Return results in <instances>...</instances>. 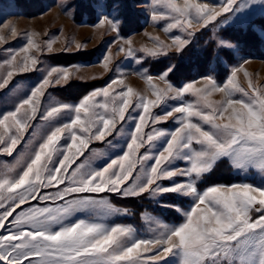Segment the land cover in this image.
<instances>
[{
  "label": "snow or ice",
  "instance_id": "6c2138e0",
  "mask_svg": "<svg viewBox=\"0 0 264 264\" xmlns=\"http://www.w3.org/2000/svg\"><path fill=\"white\" fill-rule=\"evenodd\" d=\"M165 7L167 12L153 11L152 19H170L165 32L182 29L188 36L193 35L188 31L193 22L205 28L227 14L245 15L251 23L257 7L264 15V0H224L219 7L189 0L180 6L166 0ZM100 24L114 31L119 27L108 15ZM173 41L177 51L189 42L180 36ZM212 41L219 49L234 46L220 35ZM29 47L39 49L31 35L25 53ZM143 51L156 54L150 49ZM127 54L132 55L131 47ZM104 60L107 70L110 57ZM38 63L37 58L27 57L16 67L23 73ZM170 71L159 77L165 81L163 89L152 84L151 75L145 77L155 99L135 93L131 87L114 88L117 79H113L74 105L57 101L43 106L46 90L66 83L72 75L68 68L52 67L15 110L0 115V155H13L41 110L39 119L48 128L21 170L7 164L0 170V264H264V85L249 79L246 90L233 69L223 85L207 76L203 87L187 83L175 88L167 82ZM12 75L9 71L0 76V89ZM213 92H222L224 99L211 102L208 97ZM188 93L196 100L173 106L163 115L153 111ZM137 111L138 116L131 114ZM65 116L68 119L58 123ZM169 118L179 126L174 130L156 127ZM129 122H134V128L127 134L125 149L108 137L120 136ZM96 141L122 154L96 168L91 159L104 153L91 149L92 157L78 163ZM161 141H165L162 148L153 151ZM221 160L237 174L257 173L261 183L212 185L199 190L197 181ZM176 161L188 166L172 167ZM176 176L187 179L167 187L160 183ZM103 193L125 198L175 193L191 197L194 203L190 210L168 205L182 213L183 221L172 226L157 223L153 235L143 238L132 225L105 222V217L126 214L127 209L115 207L100 195ZM26 204L29 206L21 208ZM79 213L90 218L73 220Z\"/></svg>",
  "mask_w": 264,
  "mask_h": 264
},
{
  "label": "rangeland",
  "instance_id": "374dc122",
  "mask_svg": "<svg viewBox=\"0 0 264 264\" xmlns=\"http://www.w3.org/2000/svg\"><path fill=\"white\" fill-rule=\"evenodd\" d=\"M165 2L166 0H0V76H6L9 71L13 74L5 88L0 89V115L15 110L52 67L68 68L72 75L66 83L46 90L42 97L44 106L57 101L74 105L76 102L66 98H76L82 92L88 91V94L106 87L113 79H117L114 88L126 90L131 87L135 93L155 99L154 90L149 87L145 77L151 75L152 84L163 89L165 81L159 77L168 69L171 71L168 72L167 82L175 88L183 87L187 83L193 84L194 88L203 87V78L207 76L215 79L218 85H223L233 69H237L236 79L246 90L249 79L256 85H264V15H260L258 7L254 10L251 23L245 15L225 14L205 28L193 22L188 29L193 35L188 36L182 29L165 32L164 28L171 22L170 19H152L153 11H168ZM172 2L183 6L186 0ZM189 2L211 3L219 7L224 0ZM105 15L113 16L119 22L118 30L114 31L107 24H100ZM29 35L39 45V49L29 47L25 53ZM217 35L231 40L233 48H217L212 41ZM176 36L189 41L180 51H177V45L173 41ZM130 47L131 56L127 54ZM143 49H150L156 54L151 55ZM105 56L110 57L107 70L104 67ZM27 57H35L39 63L34 69L20 73L16 66L23 65ZM188 60L190 63H187ZM5 61L12 63L9 65ZM235 96L239 98L240 94ZM208 99L213 103L219 102L224 99V94L213 92ZM195 100L196 97L188 93L182 99L168 100L153 111L156 115H163L173 106ZM131 114L138 116L139 112ZM66 119L68 116L58 123ZM177 126L178 123L169 118L156 127L174 130ZM133 128L134 122H129L125 124L122 133ZM47 131V126L38 117L13 155H0V170L5 164L16 166L17 171L21 170L23 161L31 155L33 148ZM0 132H3V128H0ZM33 132L36 133L35 137ZM164 143L165 141L159 142L157 149L153 151L162 148ZM185 166L188 165L184 161H176L172 165L176 168ZM220 168H225V171L221 172ZM186 179L176 176L172 180H161L160 183L167 187L173 183L185 182ZM244 182L261 183L257 173L247 176L237 174L226 160H221L211 172L197 181V187L203 191L212 185ZM51 190L53 189L47 191ZM101 195L106 196L115 207L127 209L126 214L105 217V222L132 225L137 236L143 238L153 235L157 223L172 226L183 221L182 213L168 205H178L183 210H190L194 203L191 197L175 193H164L156 197L143 194L126 198L116 194ZM255 195L258 196V193ZM31 203L45 206L37 201ZM28 206L26 204L21 208ZM80 218L90 217L86 213H79L73 220Z\"/></svg>",
  "mask_w": 264,
  "mask_h": 264
},
{
  "label": "crops",
  "instance_id": "0c3cea01",
  "mask_svg": "<svg viewBox=\"0 0 264 264\" xmlns=\"http://www.w3.org/2000/svg\"><path fill=\"white\" fill-rule=\"evenodd\" d=\"M80 99H78V100H80ZM78 100H73V101L77 103V102H79ZM42 114H43V111L41 110V114L39 113L37 118L33 122H35L38 119L39 115H42ZM127 130H128V132L121 133L120 136H116L115 134H113L112 136L108 137V139L112 140L113 144L119 145L121 148L126 149V142H127V139L129 138L127 134L131 131L130 129H127ZM91 149L97 150L98 153H104V155H97L95 158L91 159V161H90L92 166H95L97 168L104 167L105 164L107 162H109L110 157L114 158L116 155L122 154V151L114 150L107 143L96 141L90 145L89 150H86L83 156L79 157L77 162L78 163H84L86 159H88L89 157H92L93 154L91 152ZM47 190H50V189H47ZM103 194H105V193H103ZM107 194L112 195L114 193H107ZM40 203H43V202H40ZM23 206H25V205H23ZM23 206H21V207H23Z\"/></svg>",
  "mask_w": 264,
  "mask_h": 264
},
{
  "label": "trees",
  "instance_id": "16d2710c",
  "mask_svg": "<svg viewBox=\"0 0 264 264\" xmlns=\"http://www.w3.org/2000/svg\"><path fill=\"white\" fill-rule=\"evenodd\" d=\"M201 57H203V56H201ZM194 61H195V59L192 60V62H193L194 65H195V62H194ZM199 61H200V60H199ZM192 62H191V63H192ZM187 63H190L189 60L187 61ZM200 64H203V62L200 63ZM201 66H202V65H201ZM87 92H88V91L82 92L81 95H80L79 97H76V98H66V99H68V100H74V99H75V100H78V99H80L82 96H84ZM66 99H65V100H66ZM223 167H224V166H223ZM220 169H221V168H220ZM227 169H228V168H227ZM222 171H225V168H222V169H221V172H222ZM221 172H220V173H221ZM217 175H219V174H217Z\"/></svg>",
  "mask_w": 264,
  "mask_h": 264
}]
</instances>
